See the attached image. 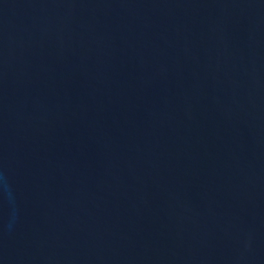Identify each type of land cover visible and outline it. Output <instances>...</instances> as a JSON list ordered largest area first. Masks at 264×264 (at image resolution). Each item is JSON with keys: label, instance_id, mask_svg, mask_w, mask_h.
<instances>
[{"label": "water", "instance_id": "95a60500", "mask_svg": "<svg viewBox=\"0 0 264 264\" xmlns=\"http://www.w3.org/2000/svg\"><path fill=\"white\" fill-rule=\"evenodd\" d=\"M0 264H264V0H0Z\"/></svg>", "mask_w": 264, "mask_h": 264}]
</instances>
